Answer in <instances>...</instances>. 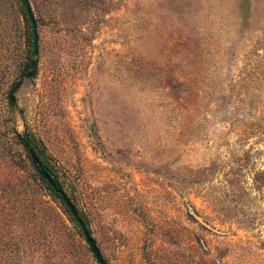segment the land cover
<instances>
[{"label":"rangeland","instance_id":"374dc122","mask_svg":"<svg viewBox=\"0 0 264 264\" xmlns=\"http://www.w3.org/2000/svg\"><path fill=\"white\" fill-rule=\"evenodd\" d=\"M29 1L26 80L0 0V264H98L26 135L108 264H264V0Z\"/></svg>","mask_w":264,"mask_h":264},{"label":"water","instance_id":"95a60500","mask_svg":"<svg viewBox=\"0 0 264 264\" xmlns=\"http://www.w3.org/2000/svg\"><path fill=\"white\" fill-rule=\"evenodd\" d=\"M22 6L25 10V13L29 19V22L31 24L32 28V34H33V53H32V59L29 66V72L26 75V80H30L35 77L37 67H38V57H39V33H38V25L37 21L32 9V6L30 4L29 0H21ZM22 82H19L11 91L10 93V107L12 110L16 107V93L18 89L21 87ZM27 138V135H26ZM20 141H24V136H19ZM25 147L28 149L31 161L33 165L39 170V175L41 176L43 181H46L49 186L53 189V191L60 196L61 202L66 206V208L69 210L70 214L74 217L75 222L79 225L80 229L82 230V233L84 235V238L89 245V248L98 262V264H108L106 259L104 258L96 239L93 237L92 233L90 232L88 226L86 225L85 221L83 220L82 216L80 215L78 208L73 203L71 198L68 196V194L65 192V190L60 187V185L53 179V177L49 174V172L44 168L43 163L41 162V159L37 156L34 148H31L29 144H25Z\"/></svg>","mask_w":264,"mask_h":264},{"label":"trees","instance_id":"16d2710c","mask_svg":"<svg viewBox=\"0 0 264 264\" xmlns=\"http://www.w3.org/2000/svg\"><path fill=\"white\" fill-rule=\"evenodd\" d=\"M23 15L25 16V19L28 21V18H27V15H26L24 9H23ZM32 39H33V34H32ZM30 63H31V61L27 64V67L25 69V73L29 72ZM11 91H12V89L8 93L9 97H10ZM24 137H25V140L21 141L20 143L24 146L25 151L27 152V155H28L29 159L31 160L29 152H28V149L25 147V144H27V143L29 144V146L31 148H34L37 156L41 159V162L43 163L44 168L49 172V174L53 177V179L60 185V187L63 188V183H62L60 174L57 172V170L54 168V166L44 157L45 156L44 155V148L41 146V144L39 142L35 141L33 138H31L29 136H27V138H26V136H24ZM31 163H32V161H31ZM32 166L36 170V172L39 174V170L33 165V163H32ZM40 178H41V176H40ZM41 180H42V178H41ZM42 182H43L45 188L47 189V191L49 192V195L52 196L53 199H57V200H59L61 202L60 196L53 191V189L49 186V184L46 181H43V180H42ZM63 206L65 207V210L67 211V213H68L69 217L71 218V220L73 222H75V219L70 214L69 210L66 208V206L64 204H63ZM79 213H80V211H79ZM80 215L82 216L83 220L85 221L86 225L88 226V228L90 230V227H89L87 221L84 219V217H83V215L81 213H80ZM75 224L77 225V227H79V225L76 222H75ZM79 229H80V227H79ZM90 232H91V230H90ZM80 233L84 237L81 229H80Z\"/></svg>","mask_w":264,"mask_h":264}]
</instances>
